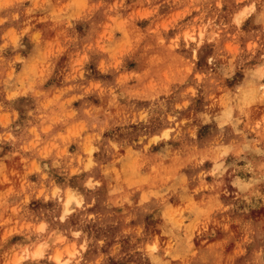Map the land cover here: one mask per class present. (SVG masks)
<instances>
[{"label": "rangeland", "instance_id": "rangeland-1", "mask_svg": "<svg viewBox=\"0 0 264 264\" xmlns=\"http://www.w3.org/2000/svg\"><path fill=\"white\" fill-rule=\"evenodd\" d=\"M0 264H264V0H0Z\"/></svg>", "mask_w": 264, "mask_h": 264}, {"label": "bare ground", "instance_id": "bare-ground-1", "mask_svg": "<svg viewBox=\"0 0 264 264\" xmlns=\"http://www.w3.org/2000/svg\"><path fill=\"white\" fill-rule=\"evenodd\" d=\"M73 198H74L73 195H70L69 197H67V199L64 202L65 210H68V204ZM75 202L77 203V201H75ZM41 251H42V249L38 248V250L34 253V257H38L41 254ZM54 257H55V260L59 261L60 254H57Z\"/></svg>", "mask_w": 264, "mask_h": 264}]
</instances>
